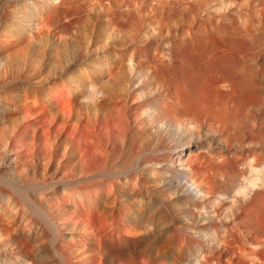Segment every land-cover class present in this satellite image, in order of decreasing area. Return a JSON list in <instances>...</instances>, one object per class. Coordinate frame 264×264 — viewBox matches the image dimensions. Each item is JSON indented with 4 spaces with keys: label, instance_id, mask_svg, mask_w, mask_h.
<instances>
[{
    "label": "bare ground",
    "instance_id": "1",
    "mask_svg": "<svg viewBox=\"0 0 264 264\" xmlns=\"http://www.w3.org/2000/svg\"><path fill=\"white\" fill-rule=\"evenodd\" d=\"M84 190L129 233L83 232ZM0 213V264L79 237L86 263L264 264V0H0Z\"/></svg>",
    "mask_w": 264,
    "mask_h": 264
},
{
    "label": "rangeland",
    "instance_id": "2",
    "mask_svg": "<svg viewBox=\"0 0 264 264\" xmlns=\"http://www.w3.org/2000/svg\"><path fill=\"white\" fill-rule=\"evenodd\" d=\"M6 40H7V43L9 44V45H11L12 46V44L13 43H11V40H9V38L7 39V37H6ZM63 87V86H62ZM33 102V103H32ZM35 105H37L38 107H36ZM20 106V111H21V115H23V119H22V125L20 126V129H23V130H25V129H28V126H32V125H35V127L37 128V133H38V138H39V143L37 142V143H35L34 141H35V139L33 140L32 139V141H25L24 139L22 140V138H21V136L20 137H18V139H15V140H13L12 141V143H11V147L12 148H14V151H15V153L16 154H19V156H20V158H22V160H26L27 162H29V164H32V155H33V152L38 148V150H39V152H40V154L44 157L45 156V153H47V142H46V138H47V136H48V134H49V123H48V120L43 116L44 114H43V112H42V108L39 106V104H36V102H34V101H29V102H27V103H22V104H20L19 105ZM35 108H40V110H38L39 111V113H38V111L36 112V113H33L32 111H33V109H35ZM41 111V112H40ZM41 113L43 114V115H41ZM25 119V120H24ZM31 124V125H30ZM22 127V128H21ZM39 130V131H38ZM7 132V134L9 133L8 132V130H6ZM16 132V134H18L19 132L18 131H15ZM18 132V133H17ZM106 133L104 132L103 134H102V136H105V137H102V139L104 138V140H106L107 139V134L105 135ZM13 135H15L14 133H13ZM17 136V135H16ZM84 137V136H83ZM83 137L81 138V136H79V137H77V139H80V140H82L83 139ZM93 136H91L90 138H92ZM41 138V139H40ZM90 138H89V140L88 141H90ZM94 138L95 137H93V139H91V142L90 143H92L93 141H94ZM85 140V141H84ZM84 140L82 141V142H84V145L86 144V138H84ZM20 141V142H19ZM24 141V142H23ZM23 142V143H22ZM35 144H34V143ZM46 143V144H45ZM21 144V145H20ZM83 144V143H82ZM81 144V145H82ZM80 145V143L78 144V148L80 149V150H82V151H85V147L86 146H83L82 145V147H81V145ZM22 146V147H21ZM31 146V147H30ZM35 147V148H34ZM30 148V149H29ZM32 148V149H31ZM35 149V150H34ZM91 149H93V148H90L89 150H91ZM34 150V151H33ZM46 151V152H45ZM93 151V150H92ZM32 152V153H31ZM44 153V154H43ZM85 159H86V161H88L89 163H92L91 162V160H92V158L91 157H89V156H85ZM29 160V161H28ZM42 160V159H41ZM42 162H43V160H42ZM19 163V162H18ZM21 163V162H20ZM20 163H19V167L21 168L22 166L20 165ZM85 191H87V190H84V191H82L84 194V198L82 197V198H80V197H78V198H75L76 199V201H77V207H78V209L79 210H75L76 211V213H77V215H76V213L74 214V215H72V218H71V220L74 222V223H77V224H80V225H83V228L84 229H86V230H82L83 232L84 231H86L89 235H91V233L92 232H96L98 229L99 230H102V231H105V230H107V231H113V230H120L121 232H123V230H125V228L128 230V231H124L125 233H129V228H128V226H126L125 224H124V222H125V220H123V218H124V211H123V209H122V207L123 206H121V204H118V210L120 211V213L123 215H121V214H119V213H115L114 211H112L111 213H110V211L111 210H104V211H101V209L100 208H98V206L96 205L97 204V201L95 200L96 199V197L94 196V198H92L93 197V195L92 194H94L95 195V192L94 191H87L88 192V194H86L85 193ZM92 192H94V193H92ZM92 193V194H91ZM89 194H91V196L89 195ZM82 194H81V196H83ZM89 195V196H88ZM55 201V202H54ZM53 202L54 203H52V204H49V202L48 201H46V206H47V210L48 211H52V210H50L48 207H51L52 205L54 206V208H58V207H60V205H61V201H60V199L59 200H54ZM81 201V202H80ZM87 202V203H86ZM120 203V202H119ZM49 205H51V206H49ZM96 205V206H95ZM121 207H120V206ZM122 209V210H121ZM118 210H116L117 212H119ZM81 213H80V212ZM113 212H114V214H113ZM53 213V212H52ZM79 213V214H78ZM1 214V213H0ZM69 214H72V212L70 211V213ZM58 218V216H57V214H52V216L49 218L50 219V221L52 220V218H54L53 220H52V222H53V224L54 225H56V227H54L55 228V230L57 229V228H59V227H61L62 226V224L61 223H63L64 224V222L62 221V222H60V221H58V219L56 218V217ZM8 218V217H7ZM55 218L57 219V220H55ZM56 222V223H55ZM52 224V225H53ZM118 224V225H117ZM59 225H61V226H59ZM97 227H99V228H97ZM116 227V228H115ZM94 228H95V230H94ZM118 228V229H117ZM88 230V231H87ZM93 230V231H92ZM91 232V233H90ZM76 235L78 234L79 236H82V234H79V232L78 233H75ZM78 239H80V237L79 238H74V239H72V238H69L67 241H68V243L69 242H71V240H72V242H71V244L69 243V245H67V244H60V246L59 247H65V248H69L68 250V255H67V253L65 254L66 255V260L67 261H69V262H67V264H103V260L100 258V255H97L98 253L97 252H92V255L90 256L92 259H94L93 261L91 260V258H90V260L86 263V261H87V259L88 258H86V256H84V254L82 253L83 251V249H85L86 247H85V245L83 244V242H79V241H81V240H79L78 241ZM74 240H75V242H74ZM74 243V244H73ZM80 243H82V244H80ZM83 245V246H82ZM21 248H23L24 247V245L21 243L20 245H19ZM68 246V247H67ZM71 247V248H70ZM26 248V247H25ZM25 248H23V249H25ZM27 249V248H26ZM80 250L82 251V252H80ZM69 252H70V255H69ZM140 256V257H139ZM70 257V258H69ZM101 260V261H100ZM92 261V262H91ZM72 262V263H71ZM90 262V263H89ZM126 262V263H125ZM130 262H131V260H129V262L127 261V260H121V261H117V262H115L116 264H130ZM146 263V261H145V258L143 257V255H141V253H139L138 254V264H145Z\"/></svg>",
    "mask_w": 264,
    "mask_h": 264
}]
</instances>
